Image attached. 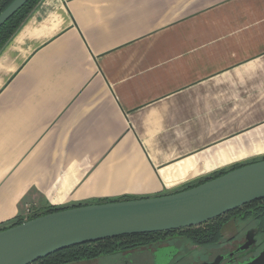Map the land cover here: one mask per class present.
<instances>
[{
    "label": "crops",
    "instance_id": "crops-1",
    "mask_svg": "<svg viewBox=\"0 0 264 264\" xmlns=\"http://www.w3.org/2000/svg\"><path fill=\"white\" fill-rule=\"evenodd\" d=\"M258 157L264 0H39L0 51V226Z\"/></svg>",
    "mask_w": 264,
    "mask_h": 264
},
{
    "label": "water",
    "instance_id": "water-1",
    "mask_svg": "<svg viewBox=\"0 0 264 264\" xmlns=\"http://www.w3.org/2000/svg\"><path fill=\"white\" fill-rule=\"evenodd\" d=\"M29 1L14 0L0 14V28ZM261 199L264 160L179 193L70 208L1 231L0 264H33L79 245L198 227Z\"/></svg>",
    "mask_w": 264,
    "mask_h": 264
},
{
    "label": "flooded vegetation",
    "instance_id": "flooded-vegetation-1",
    "mask_svg": "<svg viewBox=\"0 0 264 264\" xmlns=\"http://www.w3.org/2000/svg\"><path fill=\"white\" fill-rule=\"evenodd\" d=\"M134 241H117L95 257L66 256L46 263L264 264V219L251 210L233 211L198 227L142 234Z\"/></svg>",
    "mask_w": 264,
    "mask_h": 264
},
{
    "label": "trees",
    "instance_id": "trees-1",
    "mask_svg": "<svg viewBox=\"0 0 264 264\" xmlns=\"http://www.w3.org/2000/svg\"><path fill=\"white\" fill-rule=\"evenodd\" d=\"M13 1L14 0H0V14L6 8H8ZM38 2H39V0H30L19 11H17L5 24H3L1 26V28H0V51L9 42V40L13 37V35L17 32L19 27L22 25V23L25 21V19L28 17V15L34 9V7L38 4ZM257 162H259V161H257ZM252 163H256V162H251L250 164H252ZM246 165H249V163L241 165V166H234L232 169H229V170H223L220 172H216L209 177H206V178L200 179L196 182H193L191 184H188L185 188H182L181 190L177 191L176 193H179V192H182L185 190H189L191 188H194L196 186L204 184L210 180L216 179V178H218V177H220V176H222L228 172L239 169V168L246 166ZM173 194H175V193H173ZM128 200H135V199L123 198V199H119V200H111V201H106V202L100 201V202H96L94 204L121 202V201H128ZM261 200H264V199H261ZM261 200H259V201H261ZM256 202H258V201H255V202L248 204L244 207L251 206ZM87 205H93V203L86 204V205L73 206L72 208L82 207V206H87ZM244 207H242V208H244ZM242 208H239L235 211H241ZM66 209H70V208H58V207H53V206H48V207L35 206L31 210V214L28 217L21 215V216L17 217L16 219H14L13 221L8 222V223L0 226V232L7 230L9 228H12V227L21 225L27 221H31L33 219L42 217L44 215L51 214V213L58 212V211H62V210H66ZM251 211H252V214L257 213V215H259L260 217H262L264 219V205L262 207H256V208L252 209ZM137 236H140V235L121 236V237H117V238L106 239V240H102V241H98V242H94V243H89V244L71 247V248L59 251L53 255H50L47 258L40 260L38 262H35L33 264H47L46 262H48V261H51V263L59 262V260L66 258V256L70 259H75L78 257H85V255H93V257H95L96 255H99L102 252L103 253L108 252L107 249L109 248L110 244H114L117 241L122 242V243L137 242V241H134V238ZM67 251L69 254H65V252H67ZM72 252H73V254H72Z\"/></svg>",
    "mask_w": 264,
    "mask_h": 264
},
{
    "label": "rangeland",
    "instance_id": "rangeland-1",
    "mask_svg": "<svg viewBox=\"0 0 264 264\" xmlns=\"http://www.w3.org/2000/svg\"><path fill=\"white\" fill-rule=\"evenodd\" d=\"M258 159V160H257ZM257 159H254V161H252V162H257V161H261V160H263L264 158L263 157H258ZM251 161V160H250ZM248 162H245V164H247ZM251 163V162H250ZM249 163V164H250ZM28 205H32V206H34V204H28ZM258 205H264V200H261V201H258V202H256V203H254L253 205H251V206H248V207H244V208H242V210L241 211H249V210H252V209H254L255 207H257Z\"/></svg>",
    "mask_w": 264,
    "mask_h": 264
},
{
    "label": "built area",
    "instance_id": "built-area-1",
    "mask_svg": "<svg viewBox=\"0 0 264 264\" xmlns=\"http://www.w3.org/2000/svg\"><path fill=\"white\" fill-rule=\"evenodd\" d=\"M34 207H35V205H34V206H32V205H27V207H26V209H25V211H26L25 217H28V216L31 214V210H32Z\"/></svg>",
    "mask_w": 264,
    "mask_h": 264
}]
</instances>
